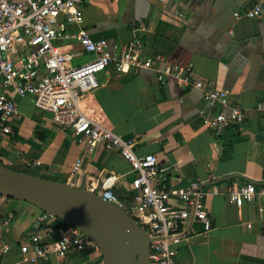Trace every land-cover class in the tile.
I'll use <instances>...</instances> for the list:
<instances>
[{
  "label": "crops",
  "instance_id": "obj_1",
  "mask_svg": "<svg viewBox=\"0 0 264 264\" xmlns=\"http://www.w3.org/2000/svg\"><path fill=\"white\" fill-rule=\"evenodd\" d=\"M254 2L83 0L81 4V26L93 40H105L112 54L139 40L142 58L153 60L150 69L123 65L119 71L110 65L97 74L98 87L81 101L84 114L134 141L138 156L154 155L161 171L159 181L171 192L197 180L208 192L204 205L212 229L204 233L203 226L195 224L189 240L178 247L176 264H264V198L241 208L227 201L232 185L264 184V115L255 109L257 104L264 105V15L255 19L233 16L243 15ZM59 47L73 54L71 66L93 57L79 54L74 43H59ZM172 66L190 68L194 80L224 90L229 104L245 112V123L215 137L199 116L204 107L200 90L182 88L169 77L164 84L158 81ZM16 103L13 133L0 138L2 166L84 191L116 176L114 193L122 202L131 203V168L116 151L98 146L88 152L70 131L38 111L32 98H17ZM76 160L82 166L74 176L71 168ZM170 203L185 207L174 197ZM34 208L0 198V221L12 218L4 236L11 252L1 264L18 260V246L28 242L37 220L63 227L62 221L45 219V213L36 208L37 214ZM103 261L99 250H92L70 254L63 261L51 255L40 264Z\"/></svg>",
  "mask_w": 264,
  "mask_h": 264
},
{
  "label": "built area",
  "instance_id": "obj_2",
  "mask_svg": "<svg viewBox=\"0 0 264 264\" xmlns=\"http://www.w3.org/2000/svg\"><path fill=\"white\" fill-rule=\"evenodd\" d=\"M82 1L0 0V81L4 88L0 94V138L13 133L16 99L30 97L34 107L50 115L56 126L70 131L81 148L92 152L103 146L116 151L131 168V203L122 202L114 193L116 176H109L100 187L89 188V192L126 211L146 232L150 240L148 264H176L178 247L189 240L195 224H201L204 233L212 229L204 205L208 192L199 180L171 192L159 181L161 171L154 155L138 156L134 141L121 138L82 111V98L98 87L96 75L108 66L113 65L120 71L123 65L150 69L153 64L152 59L142 58L139 40L119 54H112L105 40H93L81 26ZM262 15L264 0H255L243 15L233 14L237 19H255ZM63 42L76 44L79 54H90L92 59L80 66H71L74 56L61 51L59 43ZM156 60L162 61V58ZM165 77L172 78L182 88L192 87L202 92L204 107L199 116L215 137L245 123V112L229 104L228 94L194 80L190 68L172 66L157 79L164 84ZM215 109L219 111L214 114ZM255 109L264 115L263 104H257ZM81 166L82 162L76 160L71 174L78 175ZM172 197L185 207H173ZM256 198H264V184L232 185L227 192L228 204L236 208L253 203ZM44 216L56 219L46 213ZM11 223L10 216L0 221V264L11 252L4 241ZM92 250L98 249L77 229L67 224L52 227L39 219L28 242L18 246L19 258L14 264H40L51 255L63 261L70 254Z\"/></svg>",
  "mask_w": 264,
  "mask_h": 264
},
{
  "label": "water",
  "instance_id": "obj_3",
  "mask_svg": "<svg viewBox=\"0 0 264 264\" xmlns=\"http://www.w3.org/2000/svg\"><path fill=\"white\" fill-rule=\"evenodd\" d=\"M0 196L26 202L77 229L97 247L103 264H148L146 232L126 211L89 191L0 164Z\"/></svg>",
  "mask_w": 264,
  "mask_h": 264
},
{
  "label": "rangeland",
  "instance_id": "obj_4",
  "mask_svg": "<svg viewBox=\"0 0 264 264\" xmlns=\"http://www.w3.org/2000/svg\"><path fill=\"white\" fill-rule=\"evenodd\" d=\"M33 175V174H32ZM25 204H27V206H28V203H26L25 202ZM30 205V204H29ZM34 210H35V212H37V214L39 213V210L38 209H36V208H34ZM58 220V219H57Z\"/></svg>",
  "mask_w": 264,
  "mask_h": 264
},
{
  "label": "trees",
  "instance_id": "obj_5",
  "mask_svg": "<svg viewBox=\"0 0 264 264\" xmlns=\"http://www.w3.org/2000/svg\"><path fill=\"white\" fill-rule=\"evenodd\" d=\"M40 178H42V177H40ZM0 198H5V197H3V196H0ZM130 199H131V198H130ZM130 199H129V200H130Z\"/></svg>",
  "mask_w": 264,
  "mask_h": 264
}]
</instances>
